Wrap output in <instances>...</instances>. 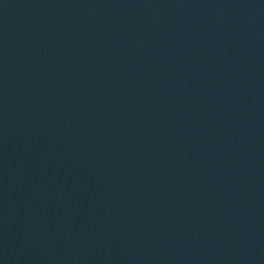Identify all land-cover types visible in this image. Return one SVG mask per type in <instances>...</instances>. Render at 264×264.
<instances>
[{"label": "water", "instance_id": "1", "mask_svg": "<svg viewBox=\"0 0 264 264\" xmlns=\"http://www.w3.org/2000/svg\"><path fill=\"white\" fill-rule=\"evenodd\" d=\"M0 264H264V0H0Z\"/></svg>", "mask_w": 264, "mask_h": 264}]
</instances>
